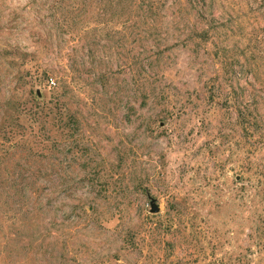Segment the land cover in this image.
Masks as SVG:
<instances>
[{
  "label": "rangeland",
  "instance_id": "374dc122",
  "mask_svg": "<svg viewBox=\"0 0 264 264\" xmlns=\"http://www.w3.org/2000/svg\"><path fill=\"white\" fill-rule=\"evenodd\" d=\"M0 264H264V0H0Z\"/></svg>",
  "mask_w": 264,
  "mask_h": 264
},
{
  "label": "water",
  "instance_id": "95a60500",
  "mask_svg": "<svg viewBox=\"0 0 264 264\" xmlns=\"http://www.w3.org/2000/svg\"><path fill=\"white\" fill-rule=\"evenodd\" d=\"M158 209H159V206L156 203L155 198L154 197H151L150 198V210L151 211H157Z\"/></svg>",
  "mask_w": 264,
  "mask_h": 264
}]
</instances>
